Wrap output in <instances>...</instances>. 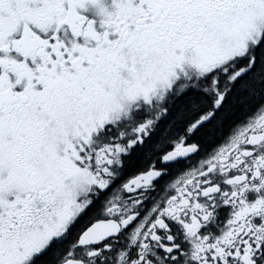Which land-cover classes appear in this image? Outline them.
<instances>
[{
	"label": "snow or ice",
	"instance_id": "obj_1",
	"mask_svg": "<svg viewBox=\"0 0 264 264\" xmlns=\"http://www.w3.org/2000/svg\"><path fill=\"white\" fill-rule=\"evenodd\" d=\"M0 264H264V0H0Z\"/></svg>",
	"mask_w": 264,
	"mask_h": 264
}]
</instances>
